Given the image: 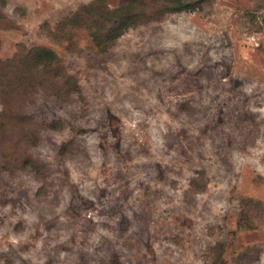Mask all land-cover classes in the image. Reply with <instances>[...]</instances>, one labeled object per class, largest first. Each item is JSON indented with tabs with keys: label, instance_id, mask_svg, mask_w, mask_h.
I'll list each match as a JSON object with an SVG mask.
<instances>
[{
	"label": "rangeland",
	"instance_id": "rangeland-1",
	"mask_svg": "<svg viewBox=\"0 0 264 264\" xmlns=\"http://www.w3.org/2000/svg\"><path fill=\"white\" fill-rule=\"evenodd\" d=\"M94 1L131 0H0V64L21 62L6 89L56 55L18 100L39 174L19 166L31 127L0 134V264H264V0H208L108 49L59 27Z\"/></svg>",
	"mask_w": 264,
	"mask_h": 264
},
{
	"label": "trees",
	"instance_id": "trees-1",
	"mask_svg": "<svg viewBox=\"0 0 264 264\" xmlns=\"http://www.w3.org/2000/svg\"><path fill=\"white\" fill-rule=\"evenodd\" d=\"M142 0L136 1L131 0L126 2L122 7H116L114 9H109L104 7L105 11L100 13L95 6V1L90 5L82 8V12L76 13L71 17L63 20L59 26L62 30L66 29L67 26L72 27H83L88 28L92 32V39L100 48L108 49L113 46L119 38H121L126 32L137 27L143 22H150L156 19L164 18L168 14H176L182 12L194 11L201 8L205 2L208 0H147L151 7L155 10H150L152 12L143 13V10H138L137 6L144 5ZM136 3V5H134ZM92 17L86 19L84 15ZM99 23H98V21ZM55 53L47 49L34 50L32 54L26 56L25 61H23V68L28 72V75H23V81H19L18 85L24 86L25 92L17 91V89L9 91L5 86L7 80V69L13 68L17 63H21L20 59L16 55L13 59L0 64V99L2 100L3 108L0 112V134L3 135L7 133L14 134L16 130L19 133H23L25 126L31 127V132L27 130L25 136L21 135V142L26 145L23 150L25 153V160L20 162L19 166L22 170H30L36 174L40 172V165L34 163L30 157H28V149L35 147L39 143V137L41 131L37 128L38 125L34 124L28 117L24 116L19 109L18 100L19 95L23 96L28 92H33L32 94L43 93L46 90L44 86L45 81L43 78V73L40 74V70H48L47 68H52L56 60ZM22 66V65H21ZM38 72V73H37ZM6 74V75H5ZM56 78V77H55ZM33 82L35 84H33ZM28 84V86L26 85ZM56 96L61 94V92L54 93ZM55 130H59L57 123L51 125ZM35 127L36 129H34ZM10 134V135H11ZM62 150H65L63 148ZM8 160V159H6ZM4 162L3 167L6 170L11 171L14 166H10ZM218 250H223V246L214 247L211 249L212 253H216ZM221 255L219 254L218 260H220Z\"/></svg>",
	"mask_w": 264,
	"mask_h": 264
}]
</instances>
